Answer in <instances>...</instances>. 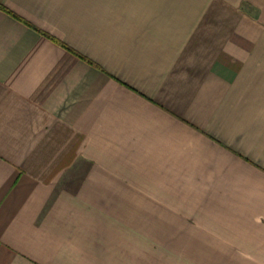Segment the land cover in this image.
Wrapping results in <instances>:
<instances>
[{
    "label": "crops",
    "instance_id": "0c3cea01",
    "mask_svg": "<svg viewBox=\"0 0 264 264\" xmlns=\"http://www.w3.org/2000/svg\"><path fill=\"white\" fill-rule=\"evenodd\" d=\"M0 264H264V0H0Z\"/></svg>",
    "mask_w": 264,
    "mask_h": 264
},
{
    "label": "trees",
    "instance_id": "16d2710c",
    "mask_svg": "<svg viewBox=\"0 0 264 264\" xmlns=\"http://www.w3.org/2000/svg\"><path fill=\"white\" fill-rule=\"evenodd\" d=\"M63 48H65L66 50H68V51H70L67 47H64V46H62ZM71 52V51H70Z\"/></svg>",
    "mask_w": 264,
    "mask_h": 264
}]
</instances>
